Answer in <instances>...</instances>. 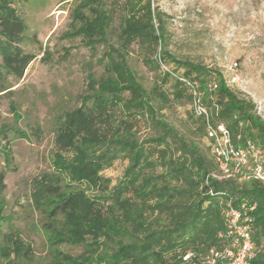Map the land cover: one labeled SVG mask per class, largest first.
<instances>
[{
  "label": "trees",
  "instance_id": "obj_1",
  "mask_svg": "<svg viewBox=\"0 0 264 264\" xmlns=\"http://www.w3.org/2000/svg\"><path fill=\"white\" fill-rule=\"evenodd\" d=\"M84 1L98 8H93L91 19L79 14L83 24L75 33L92 48L106 43L107 60L102 76L88 74L82 105L66 113L67 127L60 141L73 150V157L57 154L50 178L36 181V207L53 247L50 264H180L187 250L205 253L221 245L226 194L235 198V205L243 200L256 204L252 212L256 255L251 263L264 264V182L213 177L219 165L211 146L209 151L203 150L164 116L159 117L158 110L171 101L162 85L174 80L171 95L175 100L188 89L175 71L163 70L162 64L173 63L177 69H184V77L198 83L212 119L228 126L237 146L251 139L264 149V120L256 113L253 100L233 90L220 72L169 52L164 13L150 0H125L126 11L115 29L111 6L106 7L104 0ZM11 2L0 0V78L20 80L35 54L25 52L20 45L26 24ZM110 37L117 42L109 43ZM142 41L161 48H155L159 60L155 67L163 74L150 88L128 62L132 45ZM211 80L217 83L215 90L209 89ZM187 98L192 101L191 93ZM108 101L125 113L147 117L158 133L140 140L129 123L119 119L110 134L75 137L72 131L86 122L91 107H102ZM197 117L198 131L206 135L204 119ZM1 139H6V133H0ZM122 156L129 158V164L123 177L111 186L100 173ZM158 166L164 170L156 173ZM4 179L1 171L0 230L6 221L1 199ZM162 214L169 218V224L160 227ZM62 244L82 246L83 252L75 256L63 253L57 248ZM22 249L20 239L6 238L0 258L9 259L12 254L19 260L31 257L29 246ZM8 264L15 263L9 259Z\"/></svg>",
  "mask_w": 264,
  "mask_h": 264
},
{
  "label": "rangeland",
  "instance_id": "obj_2",
  "mask_svg": "<svg viewBox=\"0 0 264 264\" xmlns=\"http://www.w3.org/2000/svg\"><path fill=\"white\" fill-rule=\"evenodd\" d=\"M104 1L106 7H112L115 29L126 11L125 0ZM150 1L164 13L166 49L180 59L220 72L233 90L253 100L264 120V0ZM11 4L26 24L20 45L25 52L35 54V58L20 80L12 76L0 78V84H4L0 87V133H6V139L0 142V172L5 173L6 185L1 194L6 221L0 230V248L6 238L20 239L21 252L29 246L31 257L19 260L12 254L11 262L50 264L53 247L41 224L42 213L36 207V181L50 178L57 154L66 159L73 157V150L60 141L67 127L66 113L82 105L88 74L97 78L104 74L107 45L101 42L92 48L82 35L75 33L83 24L78 17L80 13L89 19L95 15L93 8L98 6L94 3L12 0ZM116 42V38L110 37L109 43ZM155 48L161 50L152 43L136 42L128 55L131 68L148 88L159 81L163 70H173L178 75L184 72L169 62L162 64L163 70L157 69ZM174 84L170 79L160 87L170 94L171 101L169 106L158 110L159 117L164 116L181 134L209 151V141L198 131L200 119L187 98L189 89L175 100L171 95ZM119 119L128 122L140 140L156 135L159 130L147 117L125 113L108 101L102 107H91L86 122L72 133L75 137L110 134ZM128 164V157H118L100 174L114 186ZM162 170L158 166L156 173ZM165 224H169V218L162 214L158 226ZM10 244L14 247L12 241ZM57 248L74 256L83 252L79 245L62 244ZM9 259L2 256L0 264H8Z\"/></svg>",
  "mask_w": 264,
  "mask_h": 264
},
{
  "label": "built area",
  "instance_id": "obj_3",
  "mask_svg": "<svg viewBox=\"0 0 264 264\" xmlns=\"http://www.w3.org/2000/svg\"><path fill=\"white\" fill-rule=\"evenodd\" d=\"M176 77L189 89L195 114L204 119L205 137L219 165V171L212 176L218 179H255L264 182V149L251 139L243 146H237L228 126L222 121L212 119V113L203 102V92L198 83L183 75L176 74ZM208 86L210 90H215L217 83L211 80ZM255 109L258 114L256 105ZM225 197V229L219 233L221 245L213 246L205 253L187 250L183 253L180 264H252L251 260L256 255L252 212L256 204L243 200L235 205L232 195L226 194Z\"/></svg>",
  "mask_w": 264,
  "mask_h": 264
}]
</instances>
